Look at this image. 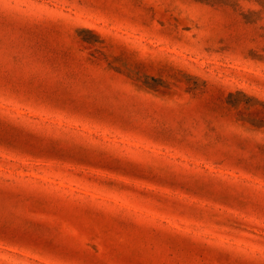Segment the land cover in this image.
I'll return each instance as SVG.
<instances>
[{"label":"rangeland","instance_id":"374dc122","mask_svg":"<svg viewBox=\"0 0 264 264\" xmlns=\"http://www.w3.org/2000/svg\"><path fill=\"white\" fill-rule=\"evenodd\" d=\"M0 264H264V0H0Z\"/></svg>","mask_w":264,"mask_h":264}]
</instances>
